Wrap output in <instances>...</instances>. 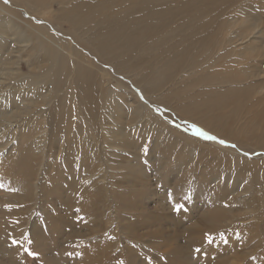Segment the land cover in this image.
I'll return each mask as SVG.
<instances>
[{
	"label": "bare ground",
	"instance_id": "1",
	"mask_svg": "<svg viewBox=\"0 0 264 264\" xmlns=\"http://www.w3.org/2000/svg\"><path fill=\"white\" fill-rule=\"evenodd\" d=\"M236 1L0 0V71L7 70L11 75L15 74L16 78L11 83L14 87V89L12 87L13 92L17 95L19 93L16 91L24 90L25 93L28 91V87L27 91L26 88L24 89L25 83H29L34 89L37 88L36 85L44 83L50 89V94L46 91L44 93L39 85V89L31 91L32 93L28 91L24 99L20 97L21 93L20 96L18 95L20 99L10 96L8 101L11 107L2 106L0 109L3 113L2 117L16 114L28 118L30 117L28 114H31L28 121L22 119L26 120L24 121L26 125L24 127L22 126L24 122L21 123L22 130L19 128V133L16 132L18 128L15 133L14 128L9 127L7 129L13 131L8 130L7 133H3L2 129L0 131V152L9 141L13 140L12 138H18L15 149L12 147L8 152L6 150L5 153H0V261L7 260L9 264H63L72 259H80L84 264H121V262L159 264L164 252L168 255L161 264L211 263L215 246L213 239L210 243L208 238L215 237L216 230L222 225L221 221L225 216L228 201L227 196L221 193L223 189L220 186L224 181L218 184L216 191L211 193L212 196L209 198L210 195L202 191L193 195V173H188V170L193 165L192 153L196 149L193 143H197L199 148L209 153L224 148L196 134L195 128L235 143L237 148L224 150L229 156L225 155L224 151L219 155L226 157L225 162H230L229 171L237 174L238 181L247 178L238 174L242 169L247 168L257 172L254 177L257 179L261 164L258 160L255 161V158L253 161L239 154L237 150L252 148L254 152L264 151V80H262L264 66L253 61L260 53L258 49L262 51L264 45L259 48L254 42V44L251 41L247 43L246 40L255 27L258 29L257 25L261 22V18L258 14L257 19L251 16L252 6L244 5L247 0H239L238 4ZM226 5L235 6V10L233 9L230 15L224 13ZM54 6H57L58 10L52 13L50 20L42 21L34 17L35 12L48 13ZM211 11L215 13L210 14ZM252 11L254 12L253 9ZM62 23H67L68 28L63 30L61 26L60 30L55 29ZM261 23L263 24V21ZM234 27L236 28L232 30L233 33L229 35ZM55 41L64 49L58 50V46L53 43ZM14 43H24V45L28 43V46L26 45L28 49L21 51L24 45L15 46ZM240 44L243 46L239 47ZM66 52L75 55L77 61H72ZM23 57L29 58L31 73L28 75L15 72L19 70L17 59ZM87 61L109 65L112 77L108 75L110 78L108 86L104 85L106 80L102 79V73L99 71L100 79L95 72L96 67L94 71V67L91 66L94 64L87 63V66L85 64ZM97 68L101 67L97 66ZM9 78L8 76L7 79ZM0 79L2 81V77ZM5 86L8 87V84ZM124 87L127 91L123 89ZM144 100L148 102L150 100L156 107L167 110L168 119H173L175 125L168 123L166 118L155 116L152 121L156 124L158 132L157 136H151L148 125L140 123L142 112L145 110L147 113L144 104H140ZM53 101L54 106L46 109L47 104ZM104 111L110 113L111 118L113 117L115 126L109 137V134H104L106 137L104 136L102 145L122 146L125 149L123 161H126V164L120 165L122 168L119 169L120 171L123 169L122 173L119 171L120 174L111 179L109 184L94 182L89 187L86 185L81 188L77 183L85 170L92 169L89 165V162L90 164L92 162H86L87 158H90L88 151L91 149L87 150L89 148L82 145L80 139L83 133L91 134L97 125L100 127L98 123H104ZM106 115L105 117H108V114ZM45 119L48 123L47 128L51 131L49 136L45 135V137H59L60 142L61 140L65 142L63 144L68 148L69 156L67 159L53 156L48 163L43 164L44 168L39 177L42 162L39 153L37 154L39 148L37 142L38 137L42 136L40 132L45 128L43 124ZM184 122H191L190 124L197 126L195 128L192 125V127L185 124L182 126ZM1 124L4 125L3 122ZM63 129H65L64 133ZM191 130L193 133H190ZM42 137L40 138L44 139V136ZM149 140L153 145L155 144L150 148L151 159L140 146L141 143L144 145ZM96 148L100 150L99 146ZM155 149L158 150L153 155ZM209 162L211 161L205 163ZM150 167H154L160 173V183L165 188L170 186L167 183L169 174L176 175L175 187L170 189L172 192L174 190L173 193L170 191L171 207L184 204L183 208L186 209V205L188 207L192 205L194 196L211 203L210 208H204L201 212L203 219L201 221L210 223L212 228L207 234L205 233L207 231L204 232L194 227L195 224L191 226L192 223H189L186 231L182 229L189 240L186 247L175 246L177 241H167L158 236L154 238L157 241L153 246L159 247V252L144 250L135 254L139 260L131 256L127 261L125 253L132 248L130 243V245H122L121 252L110 256L109 246L112 245V241L114 242L115 230L113 226L111 228L114 217L123 226L120 238L124 235L130 239L132 233L136 234L129 226L130 223H133L134 227L135 225L141 227L142 224L145 230L154 227V221L150 218L145 220L142 211L146 205L142 201L151 195L146 180ZM199 174L196 177L199 178L197 183L200 187H205L204 189H208L210 183H214V179L221 178V175L211 177L206 172ZM37 179L40 182L43 180L47 187L45 191L52 190L55 198L61 200V203L55 207V214L45 212L42 217L45 223L40 226L37 222L32 223L33 228L27 237L21 231L24 232L25 227H29L25 226L28 214L22 212L20 207L23 201L31 199L30 190ZM135 181H137L136 186L130 188ZM67 184L69 197L63 203L64 197L59 192V188ZM103 189H109L107 196L110 195L108 196L110 199H106L109 201L107 204L110 213L107 212L105 215L103 208L107 205L105 204L103 208L104 203L101 205L106 220H103L102 213V216L97 214L101 209L98 206L97 210L98 202L102 200L100 198L103 194L105 195ZM132 189L134 190L131 191ZM179 195L183 198V202L179 201L180 198L178 200ZM165 200L167 199L163 198L162 203H165ZM148 207L145 208L147 210L144 209L146 213L149 212ZM96 215L102 217L104 224L94 229L96 223H87L85 218L97 217ZM146 215L149 216L148 213ZM188 219L189 217L184 214L175 221V224L186 225ZM85 227L90 230L82 232ZM152 232L155 234L159 230L153 229ZM224 234L230 236L232 233L224 232ZM29 240L31 243L28 242ZM14 241L18 243H13ZM259 242L264 251L262 233ZM123 243L122 240L121 244ZM119 245L116 244L115 247ZM192 248L196 249L194 250L196 258L191 256ZM26 250L37 255H30ZM45 250L48 255H45ZM259 261L264 264V256L259 257Z\"/></svg>",
	"mask_w": 264,
	"mask_h": 264
},
{
	"label": "rangeland",
	"instance_id": "2",
	"mask_svg": "<svg viewBox=\"0 0 264 264\" xmlns=\"http://www.w3.org/2000/svg\"><path fill=\"white\" fill-rule=\"evenodd\" d=\"M249 1H251L252 4ZM252 1L253 0H247L246 1L247 3H245L244 5H246L248 7H249V5L252 6V9L254 10V12H256V11L257 12H256V15H255L254 12L251 9V11H250L251 16H253V18L257 19V14H258L260 16V18H261V22L263 21V24L261 22L258 23L259 24V25H257L258 29L255 27L254 28L255 30H253V32H252L253 34L251 33L246 40H247V43H250V41H251V43L254 42L255 45H257L260 48V46L262 47V45H264V39H262V37L264 38V36H263L264 35V29H263L264 28L263 27L264 26V18H263L264 17V6H263L264 2L263 3L261 2V1H264V0H259V1L256 0L257 2H254L255 0L253 2ZM238 3H240L239 0L236 1V4H238ZM254 3L256 5H254ZM257 3H260V4H257ZM52 8L53 9H51L50 12H48V13L35 12L34 13V17L37 18V19H40L42 21H45V20L48 21V20H50L52 13H56L57 10H58L57 6H54ZM233 9L235 10V6L234 5L233 6L230 5V7L228 5L227 8L225 9L227 13L226 12H224V13L226 15L227 14L230 15V13H232ZM260 9H262L263 11L260 10ZM261 11H262V13H261ZM214 13H215L214 11L210 12V14H214ZM225 14H223V16ZM261 16H263V17H261ZM239 20L240 19H238V22H239ZM260 24H262V25H260ZM60 27H61V29L65 30V29L68 28V24L67 23H62V25L58 24L55 29H57V30L59 29L60 30ZM260 27H262V28H260ZM235 28L236 27L231 29L229 35H231L233 33L232 30L235 29ZM257 35L258 36L261 35L262 37H260V36L259 37L262 40ZM254 36L258 37V40H257L256 37L254 38ZM249 39H251V40H249ZM252 40H254V41H252ZM24 43H22V44L24 45ZM53 43L56 45V47L58 46L57 47L58 50L61 51V48H63V47H61V45L58 42H56V41L53 42ZM16 44L18 46L22 45L21 43L20 44L14 43L15 46H16ZM26 45L28 46V43H26ZM26 45H24L23 47L21 46L22 48L20 47L21 51L28 49V47ZM240 45L241 46H239V47L243 46V44H240ZM24 47H27V48H24ZM262 48H263L262 51H261V49H258L260 51L259 54L260 55L262 54V55L260 56L258 54L260 56L259 57L256 54L258 56V58H257V56H256V58L254 57L253 61H254L255 64L260 63L259 65L264 66V60H263V58H264L263 57L264 47H262ZM258 50L256 51L257 53H258ZM63 51H65V50H63ZM40 53L42 54V52H40ZM66 53L69 55V57L72 59V61H75V60L77 61V57L75 55H72V54H70L68 52H66ZM25 58H26V60H25ZM17 60H18L17 62H19L18 66H17L19 68V70L18 71L15 70V72L23 73L24 75L30 74L31 73V68H30V64H29V58L28 57H23V58H19ZM87 63L89 65H91V64L96 65V66H94V65H91V66H92V68L94 67L93 68L94 71L97 69L95 72H96L97 75H99L98 77L100 79H101L100 75L102 73V77H103L102 79L106 80L104 85L108 86V84H109L108 81H110V78L112 77L111 72H110L111 69H110L109 65L101 63V62L98 63V62H95V61L94 62H92V61L85 62L86 65H87ZM106 65H108V67ZM91 66H89V67L91 68ZM97 66H99L101 68H97ZM95 67H96V69H95ZM104 71H106V72H104ZM3 72H4V70L0 71V76L2 77V81H0V109L2 108V106L3 107H8V106L11 107V104L8 101L10 96H12V97L14 96V97H16V99H20V97L23 98L24 96H26L25 94H27L28 91L30 93H32L31 91H35V89H39V88L41 90H43L44 93L47 92L48 94H50L49 87L47 85H44V83L39 84L40 85L39 88H38L39 85L38 86L36 85L35 87H37V88H35V89L32 88L29 85V83H25L26 86L23 84L24 85V89L26 88V91H27V89L29 88L30 90L28 89V91L26 93L24 92V90H21V92L16 91L17 93H19L18 94L19 96H20V93H21V96L19 97L16 93L13 92L14 91L13 90L14 87H13L12 83H13V79L16 78L15 74L11 75V72H9L7 70L4 72L5 74ZM7 75L10 77L9 79H7L8 78ZM108 75H109L110 78L108 77ZM5 76H7V77H5ZM11 77H12V79H11ZM9 80H10V82H9ZM262 80H264V78H262ZM7 81H8V83H7ZM5 84L6 85L8 84V87L5 86ZM9 84H12V85H9ZM1 86H4V87H1ZM9 86H10L11 89L9 88ZM12 87H13V89H12ZM20 89H21V87H20ZM123 89L127 91L126 87H124ZM56 98L54 99L55 101H56ZM2 101H4V102H2ZM18 101L20 102V100H18ZM136 101H138V100H136ZM19 102H18V104H20ZM51 102L49 104H47L46 109H50V108H52L54 106V101H53V103H51ZM141 102H143V103H140V102H138V103H140L142 105L144 104L143 107H145L147 113L145 112V110L142 112V114H141L142 118L140 120V123H144L145 125H148V127H149L148 128V132H149V134L151 136H153V137L157 136L156 133L158 132L156 124L152 121V118L155 117V116H158L159 118L161 117L162 119L166 118L165 120H168V123H170L171 125H172V123H174L173 125H175V121L173 119H168L169 117L167 116L168 115V111L167 110H165L163 108L156 107V105H154V103L151 102L150 100H149L150 103L148 101H146V100L141 101ZM2 103H3V105H2ZM4 104H6V105H4ZM20 105H23V104H20ZM151 106L153 107V109H152ZM48 107H50V108H48ZM147 108H149V109L147 110ZM156 109L159 112L155 111ZM159 109H161V110H159ZM150 110H152L154 112V114L157 113V115H154L153 112H149ZM160 111H161V113H160ZM165 111H166V113H165ZM0 112H1V110H0ZM144 112H145V114H144ZM103 113H104L103 114V119H104V123L103 124H104V126H103V124L98 123L100 125V127L101 128L103 127V128L100 129V127L97 125V128H95V130L93 132H91V134L89 132L83 133L82 137L80 139V142L82 143V145H85L87 148H89L87 150L91 149L90 151H88L89 155H90L88 157H90V158H87L86 162L87 161L88 162L91 161L92 164H94V165H92L89 162L90 168H92V169L85 170L83 172L81 180L77 183V185L80 186L81 188L85 187L86 185H87V187H89L91 185V183H94V182H95V184H102V185L103 184H107V183L109 184L111 179H114L116 177V175L120 174V172L123 171V169L120 171L119 168H122L120 165L124 166L126 164V161H123V155L125 154V149L122 148V146H120V147L119 146H106V144L104 146L102 145V141L106 137L105 135L109 134L108 135V137H109L111 130L112 129L114 130L113 126H115L114 122H113V119H112L113 117L111 118V116H109L110 113H108L106 111H104ZM150 113H152L153 115L152 114L150 115ZM2 114L3 113L1 112L0 113V131L3 130L2 131L3 133H7L8 130L10 132H11V130L13 131V129H7L8 127L9 128H14L13 132H15V130L18 128L17 129L18 131H16V132L19 133L20 130H22V128L20 126V125H22L21 123L26 121V120L23 121L22 119H27V121H28L29 120L28 118L31 117V114H28V116L30 115V117H28V118L25 117V115L13 114L12 116H6V115L4 116L3 115V117H6V118H3ZM106 114H108V117H105V116H107ZM162 116H164V118ZM106 118H108V119H106ZM46 119L43 120L44 121L43 124L45 125V128H47L46 124H48L46 122L47 121ZM109 119H111L112 121L111 120L109 121ZM12 120H14V121H12ZM17 120H18V122H17ZM1 122H3L4 125H2ZM8 123H9V125H8ZM190 123L191 122H189V123L184 122V123H182V126L184 124L186 126H191L192 124H190ZM25 125L26 124L24 122L22 126L25 127ZM105 125H108V126H105ZM194 126H197V125H194ZM108 127H109V129H108ZM19 128H20V130H19ZM45 128L42 131L43 133L40 132L42 134V136H44V139H42L43 138L42 136H40L42 138L38 137L39 146H38V142H37V148L39 147L37 149V154L39 153L38 155L40 156L41 162H42L41 166H40V171H39L40 174H38L39 177L42 174L41 172H42V170L44 168L43 164L48 163L53 156H57V158H59V159L60 158L64 159L65 157H66L65 159H67V157L69 156V153H67L68 148L66 147L65 144H63L65 142H62V140L60 142L59 141V139H60L59 137H57V138L56 137H54V138L45 137V135L49 136V133L51 132L50 128L49 129L47 128V130L49 132L47 130H45ZM64 130L65 129H63V133L65 132ZM102 131H104V132L102 133ZM190 133H193V131L191 130ZM39 134L37 136H39ZM207 134L209 136H211V137H215V139H207V140L210 141V143L214 142L219 147L224 148V149L221 150L222 153L225 150V148L227 150L233 149V148H237L235 143H232L229 140H225V139H222L220 137L218 138V136L216 134H213V133H207ZM192 135H194V134H192ZM93 136H95V137H93ZM74 137L75 136H73V138ZM93 138H95L94 139L95 145L93 143ZM99 138H101V139H99ZM12 139H11L12 141H9V144L7 146H5L4 150H2L0 153H5L6 150L8 152V151H10L12 149V147H13V149L16 148V145H17L16 141H17L18 138L14 137ZM220 141H225V143H220ZM54 142H56V143H54ZM97 143H98V145H97ZM150 143H151V141L149 140V141L145 142L144 145H142V143L140 145L143 148L142 151H144L147 154L149 159H151V157H152V154L150 153L151 152L150 148L154 147V145H155V144L154 145L152 144L153 142L151 144ZM149 145H151V146L147 147ZM193 145H196V149L197 150L196 149L193 150V153H192L193 165L188 170V173H191V172L193 173L192 174V176H193V180H192L193 189L192 190H194L193 195H195L196 192L201 193V191H202V193H204L206 195H210V196H208V198H209L216 191V189H217L216 187L218 186V184H220L221 182L224 181L223 183H221L222 186H220L223 189V191H221V193H222V195L223 194L226 195L227 196L226 198L228 200L227 203H226L225 216L222 218V221H221L222 225H219L218 229L216 230V232L214 234L216 236L212 237L213 245L215 246V248H214V256H213V259H212L210 264H215V263L216 264H261L260 261H259V257L262 258L264 256V251L262 250L261 243L259 242V240L261 241V233L264 234V231H263L264 228H262L263 225H264V172H263L264 171V151L258 150L257 152H254V149H252V148H247V149L239 148L237 150V152L239 154L244 155L245 157H248L251 160L253 159V161H254V158H255V161L258 160L260 162V164H261L260 171H259V176H258L257 179L254 178L256 176L257 172L255 170L251 169V168H247V169H242L241 170L242 172L240 171L238 173V174L244 176L245 178L246 177L247 178L244 181H238L237 180V174L235 172H230L229 171V167L231 166L230 162L229 161L225 162V158L226 157L219 155V153H221L220 150H215L213 153H209V151H204L201 148H199L197 143H193ZM96 146L97 147L99 146L100 150L98 148H96ZM100 146L101 147L103 146L102 147L103 149ZM143 146H145L146 148L143 147ZM65 149H67V150H65ZM51 150H53V151H51ZM122 150H124V151H122ZM157 150L158 149H155V152H153V155H155L157 153ZM246 150H248L249 152L251 151V153H249V152L246 153L245 152ZM197 151H198V153H197ZM121 153H123V154H121ZM224 153L226 155L228 152L226 153V151H224ZM201 154L202 155L204 154V155L201 156ZM227 155L229 156V154H227ZM98 156H99V158H98ZM118 157L119 158L121 157V159H119ZM207 161H211V162L208 163L209 165L207 163H205ZM118 165H119V167H118ZM214 165H216V166H214ZM240 167H242V166H240ZM210 168L212 170H210ZM149 169H150V172H149V175L147 176L146 180L148 182V186L147 187H148L149 191L151 190V192H150L151 195L149 194L150 196H148L142 202H145L144 203V204H146V205H144L145 208H147L149 206L148 207L149 212L147 211V213L151 217L146 215L147 213H146L145 210H147V209L144 208L145 210L143 209L142 211H144L143 213H144L145 220H148L150 218L151 221H154V223H153L154 227H152V228L159 230V232L154 234V232H152L153 229L150 230L149 228H147V230H145L146 228L143 227L142 224H141V227H140V225H138V226L135 225V227H134V225L132 226L133 223L132 224L130 223L129 226L132 227L131 229H133L136 234L132 233V235H131L132 238H130V239H127V237H125L124 235H123L124 238L123 237L120 238V235L122 234L121 229L123 228V226L120 225V222L117 221V219L114 217V219L112 220L114 222L111 223V228L113 226V229L115 230L114 236H113L114 242L112 241V245L109 246V255L110 256H112L114 254L116 255L117 253L121 252L122 251L121 250L122 245H130V244H131L132 248L128 252L125 253V257H126L127 261H129L131 259V256L136 257L135 254H139V253H141L144 250H154V251H156L158 253L160 248L159 247L156 248V247L153 246V243H156L157 240H155V239L158 236L161 237L160 239L164 238L167 241H177L175 246L177 245L179 247L180 246L186 247V245H187L189 240L185 236V233H184V231H182V229L186 231V226H188L189 223L190 224L192 223L191 226H193L195 224L194 227L202 229L204 232L207 231V232H205L207 234H209V231L212 228L210 223H205V222L201 221V220H203L201 218V212L204 211V208H207V209L210 208L209 206H212L211 203H208L207 201H204L200 197L198 198V197L194 196V201H193L192 205H190L189 207L186 205V209H185V208H183L184 207V204H183V207L181 209H182V211L184 210V212L176 211L174 205H173L174 208L170 206V200H169L170 198L172 199V197L170 195L174 192V190L172 192L170 189L172 187H175L174 184H175V180L177 179L176 175L174 173H170L169 174L168 180H167L168 182L167 181L166 182L169 183L170 186L165 188L160 183L161 182L160 181V178H161L160 173L157 172L154 167H150ZM90 171H91V173H90ZM106 171H107V173H106ZM114 171H115V173H114ZM117 171H118V173H117ZM211 171H212V173H211ZM200 172H206L211 177L212 176L215 177L216 175H219V176L221 175L220 176L221 178L214 179V183L213 182L210 183V186L207 187L208 189H204L205 187H200L198 185V183H197L199 178H196V177H198V175H200L199 174ZM230 173L233 174V176ZM251 174H252V176H251ZM195 175H197V176H195ZM85 176L87 178H85ZM231 176H232V178H231ZM83 177H84V179H83ZM249 178H252V179H249ZM69 179H70V177L67 178V180H69ZM87 180L88 181L90 180L92 182H90V181L88 182ZM257 182H259L260 185ZM136 183H137V181H135V183L133 182L132 186L130 188H134V185L136 186ZM250 183H253V184H250ZM250 187H251V189H250ZM46 188H47L46 184L43 182V180L40 182V180L37 179L35 181V185L30 190V192L32 194L31 199L23 201L24 203H22L23 205L20 207L22 212L28 214V221H27L25 226H29V227L28 228L25 227L24 232L21 231L24 236L25 235H27V237L29 236V233L32 230L33 224L35 222H37L39 226L41 224L45 223L42 220V217L45 214V212H47L48 214L49 213L55 214L56 213L55 207L59 206L60 203H61V200L55 198V194L52 192V190H51V192H46L45 191ZM239 189H240V192H238ZM133 190L134 189H132L131 191H133ZM162 190H164V192ZM59 192L64 197L63 198V203H64L66 198L69 197L68 184L67 185H62L59 188ZM103 192L105 193V195L103 194V196L100 198L102 200H100L98 202L97 210L99 209L98 206H100V208H101L102 203H104L102 208L105 207L104 206L105 204L107 205L108 208L107 207L103 208L105 210V212L103 211L102 208L99 209V211L97 212V214H99V215H101L102 212H104V214L109 212L108 211L109 210V206H108L109 204H107V203H109V201H107V200L110 199V197H108L110 195L107 196V194H109V189L104 190ZM165 193H166V195H165ZM168 193H170V194H168ZM166 196H168V197H166ZM163 198L167 199V200H165V203H167V204L162 203ZM179 198H180V200H179ZM182 199L183 198L179 195L178 196V200L181 202ZM201 200H203V201H201ZM99 203H100V205H99ZM164 206H165V208H164ZM168 206H170V207H168ZM162 207H163V209H162ZM170 210H172V211H170ZM168 211H170V212H168ZM157 212H158V214H156ZM160 212H162V213H160ZM150 213H151V215H150ZM183 213L189 217V219H188L189 221L187 220L188 222H187L186 225H183V226L178 225V226H176L175 221H177L180 216L184 215ZM104 214L102 213L103 216L102 215L101 216L104 217ZM99 215H96L97 217H93V218H85V221L87 223H90V224L96 223V224H94V229H97L98 226L104 224L103 220H106V218H107L105 216L104 219L102 220V217L100 218ZM113 215H115V213ZM57 216L59 217L60 215L58 214ZM29 217H30V219H29ZM98 221H99V223H98ZM117 225H118V227H117ZM136 227H139L140 229L139 228L137 229ZM26 229L27 230L29 229V231H27ZM89 230L90 229H87V227H85L84 229H82V232H87ZM180 230L182 231V233H179V232H181ZM224 232L225 233L226 232H228V233L230 232V234L231 233L232 234L229 236L228 234H224ZM136 236H140V238H135ZM124 239H127V240L124 241ZM122 240L124 242L123 244H121ZM116 244H120V245L116 248L115 247ZM194 250H196V249L192 248V250H190V252L192 253L191 256L192 257L194 256L193 258H196L197 255H196ZM45 255H48V252L46 250H45ZM167 255H168L167 253L163 252V255H162L163 259H162V261L159 264H161L163 262V260L167 257ZM1 257H4V256L1 255ZM101 257H99V258H101ZM0 260H1V258H0ZM0 264H9V262L7 260H5V262L4 261H0ZM63 264H84V261L81 262L80 259H72V260H69V261H67V262H65ZM85 264H88V263H85Z\"/></svg>",
	"mask_w": 264,
	"mask_h": 264
},
{
	"label": "snow or ice",
	"instance_id": "3",
	"mask_svg": "<svg viewBox=\"0 0 264 264\" xmlns=\"http://www.w3.org/2000/svg\"><path fill=\"white\" fill-rule=\"evenodd\" d=\"M193 127L195 128V126H193ZM195 131H196V134L204 136L206 139H215V137L209 136L207 133L202 132L199 128H195ZM220 143H225V141H220ZM182 207H183V205L177 204L175 206V210L180 211ZM208 239H209V242L211 243L212 237H209ZM28 242L31 243L30 240ZM13 243H18V242L14 241ZM26 251H29L30 255H33V256L37 255L36 253L31 252L30 250H26ZM197 251H199V249H197ZM121 264H123V262H121Z\"/></svg>",
	"mask_w": 264,
	"mask_h": 264
}]
</instances>
